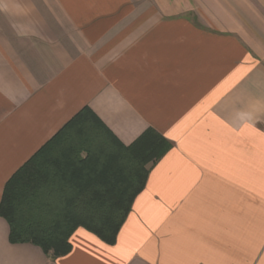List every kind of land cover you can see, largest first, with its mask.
Here are the masks:
<instances>
[{"label": "crops", "instance_id": "obj_1", "mask_svg": "<svg viewBox=\"0 0 264 264\" xmlns=\"http://www.w3.org/2000/svg\"><path fill=\"white\" fill-rule=\"evenodd\" d=\"M85 107L173 149L114 245L54 258L0 216V264H264V0H0V204Z\"/></svg>", "mask_w": 264, "mask_h": 264}, {"label": "trees", "instance_id": "obj_2", "mask_svg": "<svg viewBox=\"0 0 264 264\" xmlns=\"http://www.w3.org/2000/svg\"><path fill=\"white\" fill-rule=\"evenodd\" d=\"M172 149L153 128L125 146L85 107L6 183L0 216L10 226V241L34 244L58 258L84 228L114 245L146 187L149 166Z\"/></svg>", "mask_w": 264, "mask_h": 264}]
</instances>
